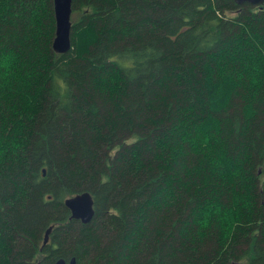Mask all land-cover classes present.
I'll return each mask as SVG.
<instances>
[{"label": "trees", "instance_id": "16d2710c", "mask_svg": "<svg viewBox=\"0 0 264 264\" xmlns=\"http://www.w3.org/2000/svg\"><path fill=\"white\" fill-rule=\"evenodd\" d=\"M71 22L59 53L53 0H0V264H264V2Z\"/></svg>", "mask_w": 264, "mask_h": 264}, {"label": "water", "instance_id": "95a60500", "mask_svg": "<svg viewBox=\"0 0 264 264\" xmlns=\"http://www.w3.org/2000/svg\"><path fill=\"white\" fill-rule=\"evenodd\" d=\"M237 3L249 2L253 4L263 3L264 0H235ZM55 16V32L52 47L56 52L64 53L71 48V11L72 0H53ZM45 170L43 169V172ZM65 206L70 211V218L80 220L82 223L91 221L94 215L93 198L87 191L75 194L64 200ZM52 226L44 232L43 245L48 242ZM48 264V263H41ZM51 264H76L75 257L66 260L63 257L57 258Z\"/></svg>", "mask_w": 264, "mask_h": 264}]
</instances>
